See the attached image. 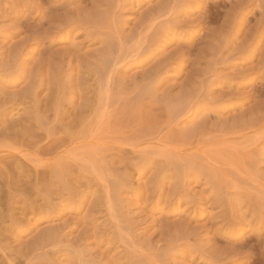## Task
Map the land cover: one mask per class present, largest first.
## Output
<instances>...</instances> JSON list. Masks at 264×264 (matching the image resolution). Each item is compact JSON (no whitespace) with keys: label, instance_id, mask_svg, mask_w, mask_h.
<instances>
[{"label":"rangeland","instance_id":"374dc122","mask_svg":"<svg viewBox=\"0 0 264 264\" xmlns=\"http://www.w3.org/2000/svg\"><path fill=\"white\" fill-rule=\"evenodd\" d=\"M0 134V264H264V0H0Z\"/></svg>","mask_w":264,"mask_h":264},{"label":"bare ground","instance_id":"6f19581e","mask_svg":"<svg viewBox=\"0 0 264 264\" xmlns=\"http://www.w3.org/2000/svg\"><path fill=\"white\" fill-rule=\"evenodd\" d=\"M16 125V124H15ZM14 124L9 128V129H12V130H14V127L13 126H15ZM16 127V126H15ZM4 130V129H3ZM5 131H6V129H5ZM2 132H4V131H1V133ZM1 135V134H0ZM20 153V152H19ZM21 156L24 158L25 156H24V154H23V151H21ZM28 157V156H27ZM26 157V158H27ZM1 160H3V159H1ZM13 171V170H12ZM14 173V172H13ZM36 174L35 175H41L39 172H35ZM17 174H19V173H17ZM8 175V174H7ZM11 175V174H10ZM20 175H22L21 173H20ZM20 175H18V176H20ZM34 175V174H33ZM15 176V175H14ZM13 177V176H12ZM36 177V176H35ZM14 178V177H13ZM22 178V177H21ZM19 179V178H18ZM7 181V180H6ZM11 181V180H10ZM19 181H21V179L19 180ZM19 181H18V183H19ZM12 182V181H11ZM12 184V183H11ZM11 184H9V186L11 185ZM6 185L8 186V183L6 182ZM13 185H15V183L13 184ZM4 226V225H3Z\"/></svg>","mask_w":264,"mask_h":264}]
</instances>
